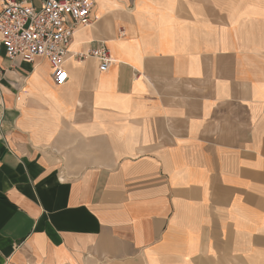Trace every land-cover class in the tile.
<instances>
[{"label": "crops", "instance_id": "obj_1", "mask_svg": "<svg viewBox=\"0 0 264 264\" xmlns=\"http://www.w3.org/2000/svg\"><path fill=\"white\" fill-rule=\"evenodd\" d=\"M91 1L63 86L0 45V264H264V0Z\"/></svg>", "mask_w": 264, "mask_h": 264}, {"label": "built area", "instance_id": "obj_2", "mask_svg": "<svg viewBox=\"0 0 264 264\" xmlns=\"http://www.w3.org/2000/svg\"><path fill=\"white\" fill-rule=\"evenodd\" d=\"M91 0H40L34 5L28 1L4 0L0 11V45L11 60L31 63L36 57L48 60L53 70V81L63 86L68 81L64 68L70 46L79 25L91 22ZM100 62L105 72L113 63L109 51L95 48L90 53ZM84 59L85 54H74Z\"/></svg>", "mask_w": 264, "mask_h": 264}]
</instances>
